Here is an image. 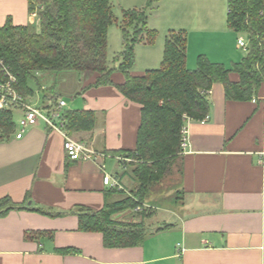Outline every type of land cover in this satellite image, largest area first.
I'll return each mask as SVG.
<instances>
[{
  "label": "crops",
  "instance_id": "1",
  "mask_svg": "<svg viewBox=\"0 0 264 264\" xmlns=\"http://www.w3.org/2000/svg\"><path fill=\"white\" fill-rule=\"evenodd\" d=\"M146 2L109 0L120 26L123 11L145 10L148 28L157 33L156 52V41L152 46L138 44L149 50L138 58L144 69L137 70L135 64L131 76L159 68L170 32L186 33L190 71L196 69L198 56L228 70L245 58L247 50L239 49L237 40L247 41L246 37L227 26V0H158L145 9ZM28 4L29 0H0V27L10 22L38 30V18L29 13ZM114 57H107L109 63ZM61 75L57 81L41 73L35 76L46 92L39 102L44 106L61 99L66 103L63 112H94L97 121L92 131L66 132L106 157L72 162L65 156L60 133L38 123L16 139L19 127L14 123V133L0 139V201L26 202L53 212L76 207L98 211L105 198L118 202L134 188L133 164H121L115 157L117 152L135 150L141 106L113 86L94 87L95 73ZM228 77L233 83L239 80L234 73ZM110 80L113 85L125 81L118 72ZM57 88H64L71 100L57 94ZM207 100L208 120L187 122V152L172 165L174 180L168 194L177 210L165 211L170 221L154 226L159 214L149 200L145 207L154 214L145 226L152 231L142 245L107 249L101 234L77 231L76 216L50 218L15 210L0 217V264H264V84L248 102L227 101L223 86L213 84ZM14 116L20 120L22 114L12 111ZM103 175L116 178L124 192L105 187ZM135 216L126 211L116 220L138 221ZM165 225L168 230L154 233ZM66 248L78 253L61 254Z\"/></svg>",
  "mask_w": 264,
  "mask_h": 264
},
{
  "label": "trees",
  "instance_id": "2",
  "mask_svg": "<svg viewBox=\"0 0 264 264\" xmlns=\"http://www.w3.org/2000/svg\"><path fill=\"white\" fill-rule=\"evenodd\" d=\"M156 1L147 0L145 9ZM227 8L228 28L247 40L245 58L230 70L204 56L197 57L195 70H188L187 36L179 31L168 34L159 68L133 77L130 71L135 63V46H152L157 38V33L147 26L145 10L122 12V51L109 63L108 30L116 22L109 0H29L28 11L36 14L38 30L10 22L0 27V60L15 76L16 92L23 99L30 97L29 83L35 81L38 73H95L98 77L94 87L113 86L127 100L139 104L141 120L135 150L116 153L117 157L133 160L134 188L118 202L105 198L98 211L76 207L68 212H53L4 199L0 201V217L15 210L50 218L73 215L77 218V231L101 234L107 249L142 245L152 231L145 221L154 214L144 206L151 198L152 187L170 171L181 153L180 132L185 119L200 122L208 116L207 95L213 84H221L225 99L235 102L253 100L264 84V0H227ZM117 62L120 64L115 67ZM115 72L124 76L123 84L113 85L110 77ZM230 73L239 77L238 82L229 81ZM63 118L65 130L70 133L90 132L97 121L95 113L89 111H66ZM14 128L12 111H0V139L9 138ZM126 211L138 215V221L116 220ZM169 227L157 228L154 233ZM60 253L78 251L66 248Z\"/></svg>",
  "mask_w": 264,
  "mask_h": 264
},
{
  "label": "built area",
  "instance_id": "3",
  "mask_svg": "<svg viewBox=\"0 0 264 264\" xmlns=\"http://www.w3.org/2000/svg\"><path fill=\"white\" fill-rule=\"evenodd\" d=\"M237 47L245 50L247 43L244 39L239 38L237 40ZM16 79L10 72L9 68L0 60V111H20L22 117L18 122L19 133L15 135L16 139H20L23 133L36 126L38 123H43L49 130L60 133L63 137V150L68 160L72 162H86L96 161L106 157L104 154L98 153L86 144L78 142L69 137L65 130V120L63 118V110L66 106L64 100H55L49 102L42 107L30 106L25 99L19 96L15 90ZM208 117H205L201 124L205 123ZM189 119H185V124L181 129V142H180V154L187 152L188 145V129L187 122ZM116 160L122 163H133L132 159L127 157H115ZM102 183L105 187L111 190L122 191L124 189L119 181L109 175H103Z\"/></svg>",
  "mask_w": 264,
  "mask_h": 264
},
{
  "label": "rangeland",
  "instance_id": "4",
  "mask_svg": "<svg viewBox=\"0 0 264 264\" xmlns=\"http://www.w3.org/2000/svg\"><path fill=\"white\" fill-rule=\"evenodd\" d=\"M119 23H120V19H118L117 22L113 23L108 30L107 57H110V59L113 56L120 53V50L122 48V46H121L122 42H119V40H120L119 39L120 38L119 32H121ZM121 40H122V36H121ZM155 41H156V43H155L156 45L153 48V52L157 51V46L159 44V41H157V40H155ZM147 48H149V47H144V46L138 45V44L134 48V54H135V58H136L134 65L135 64L137 65V68H138L137 70L144 69V64H142V61H140L138 58H139V56H142V54H144V51L146 52L147 50H149ZM162 49H163V47L161 48V51H162ZM150 50H152V49H150ZM49 76L50 77L52 76L53 81H57L60 79V76H62V75H61V73H59V74L55 73V74L49 75ZM30 83H29V87L32 91V95H31L29 100H26V102L30 106H33V107H42V104L39 102V100H41L43 98V95L46 92L42 91L40 89V87H42V85H40V83H38L37 80H35L34 82L31 81ZM71 87H73V86L72 85L66 86V88H68V89H70ZM56 90H55V92L57 94L65 97L68 101L71 100V97L69 96L68 92H66V90H64V88H62L61 90H59L57 88ZM13 121L16 125L18 124L19 119L17 118V116H14ZM180 155H178V156H180ZM174 161H173V163H174ZM172 168H173V166L171 167L170 171L166 175H164L162 180L159 183L155 184L151 189V193H150L151 198H150L149 203L152 205V207L154 209L157 210V212L159 214L153 222L154 226H158L160 224H163V222H169L170 221L169 220L170 219V217H169L170 213L165 212V211H176L177 210L175 203H173L175 201H173V198H169V196H171L172 194H168V193H171V190H172L171 184L174 180V174H173L174 171L172 170ZM173 189L175 190L176 188L173 187ZM172 193H174V191ZM149 203H146V204H149ZM145 208H147V207H145ZM133 214H135V213L133 212ZM135 218L138 220L139 219L138 215H136Z\"/></svg>",
  "mask_w": 264,
  "mask_h": 264
}]
</instances>
